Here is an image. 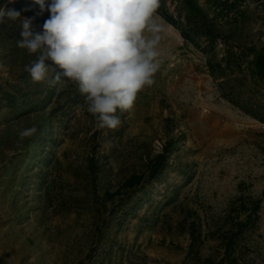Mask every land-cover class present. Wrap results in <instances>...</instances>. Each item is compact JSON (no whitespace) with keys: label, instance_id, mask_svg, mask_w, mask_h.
<instances>
[{"label":"rangeland","instance_id":"374dc122","mask_svg":"<svg viewBox=\"0 0 264 264\" xmlns=\"http://www.w3.org/2000/svg\"><path fill=\"white\" fill-rule=\"evenodd\" d=\"M160 1L174 18L204 11ZM229 2L216 3L220 16L204 12L225 39L206 55L154 14L181 39L183 70L138 92L114 130L67 78L57 90L31 79L20 19L0 26V264H264V124L251 117L264 119V0L224 14ZM4 6L37 32L50 16L35 0ZM208 61L224 76L211 77ZM132 176L143 180L127 189Z\"/></svg>","mask_w":264,"mask_h":264},{"label":"clouds","instance_id":"9594fccd","mask_svg":"<svg viewBox=\"0 0 264 264\" xmlns=\"http://www.w3.org/2000/svg\"><path fill=\"white\" fill-rule=\"evenodd\" d=\"M35 3L41 12H50L42 32L34 30L32 19H21L15 9L0 7V26L20 19L17 46L36 54L25 71L34 82L56 85L67 78L75 83L98 126L117 129L121 124L118 110L133 107L137 93L154 84V74L160 67L158 45L163 26L154 18L160 0ZM47 61L62 71H56ZM36 132L35 127L25 128L19 137L23 140Z\"/></svg>","mask_w":264,"mask_h":264},{"label":"trees","instance_id":"16d2710c","mask_svg":"<svg viewBox=\"0 0 264 264\" xmlns=\"http://www.w3.org/2000/svg\"><path fill=\"white\" fill-rule=\"evenodd\" d=\"M156 15H158L163 21H165L168 25H170L173 29H175L180 37L191 44L194 49L202 53L203 55L207 54V51L213 52L215 49V45L217 41L225 42V39L221 35V33L216 30V22L214 19H209L208 15L202 11H197L194 15H181L179 13L177 18L172 17L165 10L164 5L160 1V6L156 10ZM229 59H234L235 56L229 51L227 53ZM237 70H240V65L236 66ZM207 69L211 75V77L216 78L218 74L224 76V70L221 64H213L211 61L207 62ZM60 85V82L54 86V89L57 90ZM73 92L75 94L79 93L78 86L73 83L71 85ZM125 113V112H124ZM118 115L121 112L118 110ZM123 114V113H122ZM124 114L120 116L121 121L124 119ZM252 118L258 120L259 122L264 124V119L256 117L255 115H251ZM174 143H170L168 145V149H172ZM166 164V159L164 154H161L156 157L154 162L147 163L148 170V178L154 179L158 176L159 173L162 172L164 166ZM143 180L142 176H132L125 182V188L132 189L135 186H139ZM260 201L256 202L255 213L259 208ZM249 220V218H247ZM232 235L230 239L227 241L225 245V253L228 252L231 243H232ZM194 242V239L192 240ZM199 263L196 264H225V259H220L218 262L213 261L212 259H197Z\"/></svg>","mask_w":264,"mask_h":264},{"label":"bare ground","instance_id":"6f19581e","mask_svg":"<svg viewBox=\"0 0 264 264\" xmlns=\"http://www.w3.org/2000/svg\"><path fill=\"white\" fill-rule=\"evenodd\" d=\"M160 37L158 45V51L161 53L159 57L160 67L153 77L156 83L158 81L164 82L173 71H182L184 66L183 46L179 36H175L168 28L163 29Z\"/></svg>","mask_w":264,"mask_h":264},{"label":"crops","instance_id":"0c3cea01","mask_svg":"<svg viewBox=\"0 0 264 264\" xmlns=\"http://www.w3.org/2000/svg\"><path fill=\"white\" fill-rule=\"evenodd\" d=\"M204 11L203 12H211L214 11L215 14L217 13L218 16L223 14L220 9L218 11H215L214 7L217 4H222L225 0H194ZM230 1L227 7L225 8V13L224 14H229V13H240V10L243 8L242 6L244 5V0H228ZM214 16H217L215 15ZM240 14L238 15L237 18H239ZM216 21V20H215ZM239 21V20H237Z\"/></svg>","mask_w":264,"mask_h":264}]
</instances>
